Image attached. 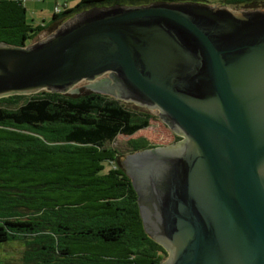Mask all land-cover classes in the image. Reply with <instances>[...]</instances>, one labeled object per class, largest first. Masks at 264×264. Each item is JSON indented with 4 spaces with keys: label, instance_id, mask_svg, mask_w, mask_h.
Returning a JSON list of instances; mask_svg holds the SVG:
<instances>
[{
    "label": "water",
    "instance_id": "obj_1",
    "mask_svg": "<svg viewBox=\"0 0 264 264\" xmlns=\"http://www.w3.org/2000/svg\"><path fill=\"white\" fill-rule=\"evenodd\" d=\"M42 91L131 98L182 136L124 162L161 264H264V9L94 6L0 41V99Z\"/></svg>",
    "mask_w": 264,
    "mask_h": 264
},
{
    "label": "trees",
    "instance_id": "obj_2",
    "mask_svg": "<svg viewBox=\"0 0 264 264\" xmlns=\"http://www.w3.org/2000/svg\"><path fill=\"white\" fill-rule=\"evenodd\" d=\"M179 0H81L57 7L48 25L26 16L24 0H0V41L30 45L91 7ZM196 1V0H193ZM264 9V0H225ZM66 7V6H65ZM156 114L105 93L42 91L0 99V244H24L21 264H161L168 256L141 218L139 194L112 144L147 130ZM181 137L175 138L177 141ZM130 154L152 149L142 137Z\"/></svg>",
    "mask_w": 264,
    "mask_h": 264
},
{
    "label": "rangeland",
    "instance_id": "obj_3",
    "mask_svg": "<svg viewBox=\"0 0 264 264\" xmlns=\"http://www.w3.org/2000/svg\"><path fill=\"white\" fill-rule=\"evenodd\" d=\"M197 1L201 3H205L206 5H213L214 7L216 6L221 7L223 3L225 4V0H196V2ZM63 2H65V0H24V4L27 7L26 16L28 17L29 21H31L35 25H38V23L48 25L49 22L51 21V14H53V10L56 11L57 7H59L60 9H64L62 4ZM230 8L234 9V7H230ZM50 33L47 31L40 33L37 36V39L34 40L33 42H36L38 40H43L45 37L49 36ZM111 98L118 99V101L129 106L130 109L139 110L141 107L144 108V110L151 112L152 114L153 113L156 114L157 116V119L153 118L147 130L139 131L138 134L132 137L119 136L116 138L117 140L112 144L114 147L117 148V150H119V152H125L120 162V166H122L124 169L127 170L126 165L124 163L126 162V156L132 155L129 153V151H127L128 141L132 139H137L138 137H142L148 140L150 143H154L156 147H160V146L169 147L171 146V144L174 143L173 141L174 133L172 132L171 128H169V126L166 125L167 123L165 124L162 121L161 117L157 114L156 109H148L145 107L144 104L141 103L138 104L135 101L131 100V98L122 99L116 96ZM24 249H25L24 244L19 241L8 242V243L5 242L3 244H0V264H21L23 258L22 253Z\"/></svg>",
    "mask_w": 264,
    "mask_h": 264
},
{
    "label": "crops",
    "instance_id": "obj_4",
    "mask_svg": "<svg viewBox=\"0 0 264 264\" xmlns=\"http://www.w3.org/2000/svg\"><path fill=\"white\" fill-rule=\"evenodd\" d=\"M81 0H65V2H63L62 4H63V7H64V9L65 8H69V9H72L76 4H77V2H80ZM223 5H226V4H224L223 3ZM222 5V6H223ZM66 6V7H65ZM57 7V6H56ZM64 9H62L63 11H64ZM53 12H54V10H53ZM52 15V14H51Z\"/></svg>",
    "mask_w": 264,
    "mask_h": 264
},
{
    "label": "flooded vegetation",
    "instance_id": "obj_5",
    "mask_svg": "<svg viewBox=\"0 0 264 264\" xmlns=\"http://www.w3.org/2000/svg\"><path fill=\"white\" fill-rule=\"evenodd\" d=\"M166 124V123H165ZM166 125H168V124H166ZM172 130V129H171ZM172 132L174 133V138H173V141H174V143L173 144H171V146H173V145H176V144H178V142H183V138H182V136L181 135H178V134H176L173 130H172ZM181 137L180 139H178L177 141L175 140V138H177V137ZM165 147H168V146H160V147H154L155 149H162V148H165ZM170 147V146H169ZM139 201H140V198H139ZM139 205H140V203H139Z\"/></svg>",
    "mask_w": 264,
    "mask_h": 264
}]
</instances>
